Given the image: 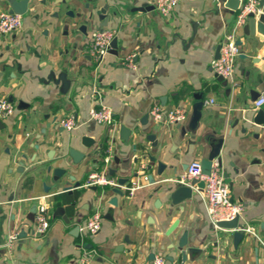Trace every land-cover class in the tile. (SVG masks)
Instances as JSON below:
<instances>
[{
    "label": "crops",
    "instance_id": "obj_1",
    "mask_svg": "<svg viewBox=\"0 0 264 264\" xmlns=\"http://www.w3.org/2000/svg\"><path fill=\"white\" fill-rule=\"evenodd\" d=\"M6 1L0 12H8ZM154 1L30 0L22 28L0 34V100L14 106L0 121V264H77L85 254L89 264H152L153 255L166 264H264V105L253 108L264 90V41L237 31L233 78L221 82L210 64L239 10L231 14L226 0H179L163 17ZM99 29L116 32L117 48L97 66L89 39ZM99 104L111 110L113 128L88 120ZM155 105L183 108L187 119L156 123ZM68 116L77 120L71 132L61 127ZM83 137L93 145L83 146ZM219 142L230 200L243 206L239 225L258 237L244 234L238 246L234 232L210 225L196 190L179 205L166 199L188 165L206 160ZM59 168L66 175L54 183ZM103 169L115 172L112 187L84 186ZM123 178L141 186L131 197L115 185ZM65 183L80 188L69 193ZM41 206L49 226L38 234ZM60 207L67 220L54 217ZM97 212L101 229L90 235L84 223Z\"/></svg>",
    "mask_w": 264,
    "mask_h": 264
},
{
    "label": "built area",
    "instance_id": "obj_2",
    "mask_svg": "<svg viewBox=\"0 0 264 264\" xmlns=\"http://www.w3.org/2000/svg\"><path fill=\"white\" fill-rule=\"evenodd\" d=\"M258 0H244L239 8L238 15L235 20V27L232 31L224 35L223 42L220 45L218 58L211 61V70L217 77L229 80L233 78L234 67L237 61V57L240 55V48L237 45L236 33L245 24L248 14L254 13L257 9ZM179 0H155L154 6L156 11L163 17L169 15L177 7ZM22 16L10 14L9 12H0V34L7 35L19 31L22 27ZM116 37L114 30L99 29L93 31L90 35V57L97 66L102 64L103 59L112 50V40ZM134 55H130L124 58L123 65L127 68H135ZM96 99L100 100V95L97 91L94 92ZM264 105V90L261 91L259 98L253 104L255 110H259ZM14 113V106L6 99L0 100V121L6 119ZM149 116L153 121L160 124H172L181 125L187 119L186 111L183 108L170 109L164 111L161 107L155 105L150 109ZM87 118L90 122L98 125L113 128L115 126L114 117L111 110L103 104H99L98 107L94 106L89 109ZM77 120L68 116L61 121V127L71 132L76 129ZM109 159H105V165H107ZM209 173L206 175L201 169L200 162H191L186 173L175 180V183L182 186H190L191 189L201 196L204 207L206 209L207 220L215 230H221L218 227V223L232 221L236 217H240L243 212V206L240 203L232 202L230 200L231 188L224 182L222 170L219 162L214 159L211 163ZM192 181L203 183V189L200 190L196 186H191ZM85 187H103L113 186V183L108 179L107 173L103 169V172H92L88 178ZM141 188L137 181H131L123 187L124 191L131 197ZM38 215L36 218V231L38 234L45 233L48 229L49 222L45 215V209L41 206L38 209ZM101 215L97 212L90 218H88L84 227L86 232L90 235H95L101 229L100 228ZM227 231L242 232L243 234H249L252 237L258 239L255 234L254 228L244 227L242 229H231ZM17 238V234L10 235L6 245L9 247L12 242ZM263 247L264 244L262 243ZM77 264H89V256L84 255L80 258ZM152 264H166L165 260L161 256H156L153 259Z\"/></svg>",
    "mask_w": 264,
    "mask_h": 264
},
{
    "label": "water",
    "instance_id": "obj_3",
    "mask_svg": "<svg viewBox=\"0 0 264 264\" xmlns=\"http://www.w3.org/2000/svg\"><path fill=\"white\" fill-rule=\"evenodd\" d=\"M29 1L30 0H18V1L7 0L6 6L9 9L8 12L10 14H15V15H18V14L21 16L25 15L28 11L27 7L29 4ZM242 1H244V0H226L225 4H226V7L230 10L231 14H235L239 10L240 6L242 5V3H241ZM257 3H258V5H257L256 11L254 13L248 14L247 19H246V24L243 26L242 32L246 37H255L261 41H264V0H258ZM99 13L104 15L105 12H104V10H102ZM111 43H112V45H111L112 49L113 50L116 49L117 43H116L115 38L112 40ZM237 45L240 46L241 42L240 43L238 42ZM219 50H220V46L217 48L215 59L218 58ZM217 78L221 82H223V80H224V78H220V77H217ZM60 81L65 83V86L68 85V84H66L67 81H65V76H61ZM194 108L196 109V112H194L193 120L196 121L200 116V115H198L197 112L201 109V104L200 103L197 104ZM125 131L126 130L122 127L121 133L123 135H126ZM127 132H128L127 133V135H128L129 131H127ZM128 137H129V135H128ZM127 139L128 138L126 137V139H124V140H127ZM81 144L83 146L89 148L91 145H93V141L88 137H83L81 139ZM220 147H221V142H219L216 145V147L212 150V154L206 160H204L200 163L201 169L203 170L204 174L207 175L209 173V171H210L209 169H210L212 161L214 159L218 158V156L220 154V151H219ZM74 164H75V162H74ZM147 170H148V168H147ZM107 173H108V179H109V177H113L115 174V172L113 170H108ZM52 174H54V177H53L54 183H59V180L66 175L65 170L60 169V168L55 169ZM135 177H137V174H135ZM70 181L73 182V178H70ZM128 182H129V180L125 179V178L118 179L117 184H115V185H117V188H118V186H119V188H121V187L123 188L125 185H127ZM174 186H175L174 190L172 192H170V194L166 197V199L168 201H170L173 206L179 205L181 203H184V202L192 199L193 189H191L190 186L186 187V186L178 185L177 183H175ZM191 186H196L198 189L202 190L204 185L201 182L192 181ZM110 187H112V186H110ZM72 188L73 189L80 188V183L73 184ZM72 188H71L69 183H65L63 191H67L70 193V190ZM117 188L115 187V189L112 190L114 192V194L116 193L118 195H122V191L120 189H117ZM112 205H113V203H112ZM64 211L65 210H63L62 207L55 209L54 217L62 216L63 220H67V217H66ZM239 218L240 217L238 216L235 219H233L232 221L220 222L217 225L221 230H225V231L231 230V229H242L243 227L241 225H239ZM177 225H178V222H175L174 224L171 225V228L167 232L168 236L171 235V233L176 230V228L178 227ZM243 237H244V234L242 232H238V231L234 232L233 242H234L235 246L239 245V242L243 239ZM186 243H187V233L185 232V233H183V235L181 236V238L178 241L179 248L180 249L185 248L187 245ZM191 251H195V250L192 249ZM190 252L187 251V253H190ZM153 258H154V255L150 256L149 260L152 261ZM181 260L183 263L185 262V260H186V253L185 252L181 253ZM168 261L171 262V259H168Z\"/></svg>",
    "mask_w": 264,
    "mask_h": 264
}]
</instances>
